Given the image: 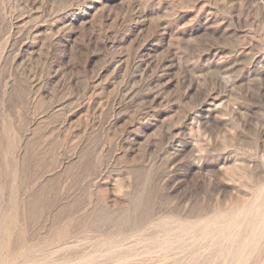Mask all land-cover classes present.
<instances>
[{"label": "rangeland", "instance_id": "obj_1", "mask_svg": "<svg viewBox=\"0 0 264 264\" xmlns=\"http://www.w3.org/2000/svg\"><path fill=\"white\" fill-rule=\"evenodd\" d=\"M263 210L264 0H0V264H264Z\"/></svg>", "mask_w": 264, "mask_h": 264}, {"label": "bare ground", "instance_id": "obj_2", "mask_svg": "<svg viewBox=\"0 0 264 264\" xmlns=\"http://www.w3.org/2000/svg\"><path fill=\"white\" fill-rule=\"evenodd\" d=\"M263 211H264V210H263ZM263 215H264V214H263ZM8 218H9V217H8ZM8 218H7V219H8ZM5 222H6V221H5ZM6 231H7V230H6ZM8 231H9V229H8Z\"/></svg>", "mask_w": 264, "mask_h": 264}]
</instances>
